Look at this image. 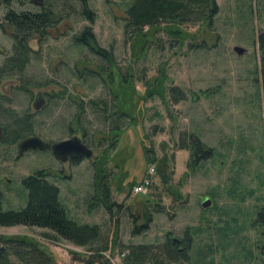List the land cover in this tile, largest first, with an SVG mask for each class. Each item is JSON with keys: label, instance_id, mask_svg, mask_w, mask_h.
I'll use <instances>...</instances> for the list:
<instances>
[{"label": "rangeland", "instance_id": "rangeland-1", "mask_svg": "<svg viewBox=\"0 0 264 264\" xmlns=\"http://www.w3.org/2000/svg\"><path fill=\"white\" fill-rule=\"evenodd\" d=\"M31 1L0 0V66L16 55L19 41L3 17L9 11L39 13ZM133 1H38L58 21L43 36L24 38V70L0 79V126L6 134L17 127L13 120L26 119L27 137L51 144L77 137L93 152L91 159L62 163L49 149L19 156L21 140L6 144L0 138L2 211L23 208V179L43 171L59 188L68 217L99 226V239L79 247L27 226L0 227V236L34 241L57 264H129V247L139 245L156 250L155 258L140 264H178L156 262L169 239L187 248L188 259L179 264H264V226L257 222L264 206L258 46L264 0H211L212 8L199 15L131 36L124 26ZM87 28L110 64L77 40ZM235 47L244 54L238 56ZM159 84L163 90L157 92ZM170 88L180 89L184 100L172 103ZM39 93L47 102L37 112ZM104 109L116 115L105 117ZM122 113L128 118H118ZM115 124L120 132L110 147ZM189 140L211 154L192 158L189 149H179ZM145 177L150 189L134 195ZM100 180L114 205L110 211L100 201ZM205 199L210 205L202 208Z\"/></svg>", "mask_w": 264, "mask_h": 264}, {"label": "trees", "instance_id": "trees-1", "mask_svg": "<svg viewBox=\"0 0 264 264\" xmlns=\"http://www.w3.org/2000/svg\"><path fill=\"white\" fill-rule=\"evenodd\" d=\"M86 0H80L85 4ZM211 0H134L127 9V19L124 31L129 35L140 36L144 28H153L163 22L178 23L187 19L191 14L199 15L200 13L210 10ZM208 15V14H207ZM3 20L14 30L15 36L23 43V39L35 34L44 35L45 29L52 27L58 19L55 13L45 8L41 12L33 14L29 12L15 13L7 12ZM78 41L88 46L97 56L105 58L107 63H111V57L103 52V49H97L96 42L91 31L87 28L82 32ZM258 46L261 57V74H262V93L264 104V35L258 37ZM20 56H15L7 60L2 68L0 75L12 71H22L27 63L26 48L24 44L19 47ZM158 90L162 91L159 84ZM150 96V92H148ZM168 97L172 103L177 104L184 100V93L178 88H170ZM105 110V109H104ZM264 111V110H263ZM77 112H83L82 104H77ZM116 113L104 111V116H114ZM78 116V114H77ZM128 118V114L122 113L118 116ZM16 128L6 134L3 130L4 142L13 144L26 138L29 134L30 124L26 120H13ZM18 123H21L18 125ZM116 125V124H115ZM109 131L114 136L110 138V147L117 142L120 129L116 125ZM12 132V133H11ZM179 149H189L192 158L205 159L210 150H204V146L198 140H189V144L181 145ZM211 154V153H210ZM209 154V155H210ZM208 158V157H207ZM77 161L74 160V163ZM48 175L43 171L25 177L22 181L27 191V202L19 210L2 211L0 204V227L27 226L37 227L50 231L54 238L64 240L70 244L79 247L91 246L100 237V228L97 225L79 224L70 219L60 202L59 188L47 180ZM103 181V177H101ZM98 183L100 201L103 206L110 211L114 206L110 201L109 190L103 186L102 182ZM166 180H164L165 182ZM150 218L147 219V223ZM257 222L264 226V206L260 209ZM144 225L141 229H146ZM167 249L163 252L162 259L159 263H183L187 261V248L183 247L181 241L175 242L173 239L167 241ZM2 245V246H1ZM7 246V247H5ZM129 264H140L145 258H155L153 246L139 245L129 247ZM14 256L17 262H11L10 257ZM0 264H57L54 256L40 244L22 237H3L0 236Z\"/></svg>", "mask_w": 264, "mask_h": 264}, {"label": "water", "instance_id": "water-1", "mask_svg": "<svg viewBox=\"0 0 264 264\" xmlns=\"http://www.w3.org/2000/svg\"><path fill=\"white\" fill-rule=\"evenodd\" d=\"M40 0H32L31 2L35 5H41ZM233 51L241 56L244 54V50L239 47H235ZM48 148V144L42 139L36 136H32L22 140L18 145L19 154L22 155L27 151H45ZM50 150L53 156L60 162L65 163L70 158L73 159H91L93 152L88 148L82 141L77 137H72L63 141H59L50 145ZM210 205V201L205 199L202 203V208H207ZM178 242V240H173Z\"/></svg>", "mask_w": 264, "mask_h": 264}, {"label": "flooded vegetation", "instance_id": "flooded-vegetation-1", "mask_svg": "<svg viewBox=\"0 0 264 264\" xmlns=\"http://www.w3.org/2000/svg\"><path fill=\"white\" fill-rule=\"evenodd\" d=\"M41 1V0H40ZM41 3V5H38L39 7H40V9H41V11L43 10V9H45L46 7L43 5V3L42 2H40ZM40 11V12H41ZM29 13H31V12H29ZM33 14H36V13H33ZM48 28H46L45 29V32H46V30H47ZM15 35V34H14ZM33 36H43V35H40V34H35V35H33ZM18 40H19V38H18ZM21 44H23L21 41H18L17 42V45H16V49L15 50H17V53H16V55H13V56H11V57H8L6 60H5V62L0 66V68H2L3 66H4V64L7 62V60L8 59H10V58H12V57H15V56H20L21 54H20V52H19V47H20V45ZM25 46V45H24ZM26 55H27V53H26ZM17 72H20V71H18V70H16ZM23 71V70H22ZM21 71V72H22ZM13 72V71H12ZM12 72H10V73H12ZM9 73H7V74H1L0 75V79L1 78H3L5 75H8ZM35 101H34V103H33V108H34V110L35 111H41V109L46 105V98L45 97H43V95L41 94V93H39V94H37L36 95V97H35V99H34ZM26 118V117H25ZM23 120H26V119H23ZM28 123V122H27ZM29 124V123H28ZM32 137V136H31ZM37 137V136H36ZM0 138H1V140H2V142H4V136H3V129L1 128V126H0ZM26 138H29V137H27L26 136ZM26 138H24V139H26ZM24 139H22V140H24ZM41 139V138H40ZM21 140V141H22ZM20 141V142H21ZM44 141V140H43ZM19 142V143H20ZM45 142V141H44ZM5 143V142H4ZM47 143V142H46ZM83 143V142H82ZM48 144V148L47 149H49L50 150V145H51V143H47ZM19 145V144H18ZM46 149V150H47ZM18 154H19V150H18ZM24 154V153H23ZM22 154V155H23ZM22 155H20L19 154V156H22ZM74 160L75 159H73V158H70L68 161H72V162H74ZM67 161V162H68ZM66 163V162H65Z\"/></svg>", "mask_w": 264, "mask_h": 264}, {"label": "built area", "instance_id": "built-area-1", "mask_svg": "<svg viewBox=\"0 0 264 264\" xmlns=\"http://www.w3.org/2000/svg\"><path fill=\"white\" fill-rule=\"evenodd\" d=\"M153 173V169L150 170L149 175ZM149 177H145L141 183L133 187V194L134 195H145L148 190L150 189V181Z\"/></svg>", "mask_w": 264, "mask_h": 264}]
</instances>
